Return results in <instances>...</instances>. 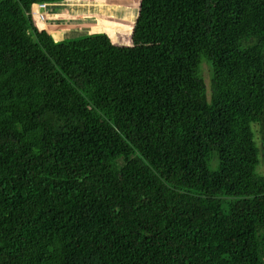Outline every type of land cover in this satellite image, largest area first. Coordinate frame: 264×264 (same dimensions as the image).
Instances as JSON below:
<instances>
[{"label":"trees","instance_id":"trees-1","mask_svg":"<svg viewBox=\"0 0 264 264\" xmlns=\"http://www.w3.org/2000/svg\"><path fill=\"white\" fill-rule=\"evenodd\" d=\"M65 1L0 0V264H264V0H140L85 63Z\"/></svg>","mask_w":264,"mask_h":264},{"label":"crops","instance_id":"crops-1","mask_svg":"<svg viewBox=\"0 0 264 264\" xmlns=\"http://www.w3.org/2000/svg\"><path fill=\"white\" fill-rule=\"evenodd\" d=\"M61 4L63 3L48 7L47 19L36 23L40 29L47 31L52 43L61 47L74 63L78 60L85 63V52L91 49L118 47L121 43H125L122 46L127 47L126 44L130 43L131 30L127 36L119 33L113 37L108 31L99 28V20L96 18L100 15L96 11L54 8Z\"/></svg>","mask_w":264,"mask_h":264},{"label":"rangeland","instance_id":"rangeland-1","mask_svg":"<svg viewBox=\"0 0 264 264\" xmlns=\"http://www.w3.org/2000/svg\"><path fill=\"white\" fill-rule=\"evenodd\" d=\"M140 1L139 0H67L63 2L60 6L54 7L55 9H83V10H94L97 15H100L108 24H127L129 23L132 26L131 34L133 30V26L135 24L136 18L138 16L140 10ZM97 17V16H96ZM96 19H100L97 17ZM102 19H100L101 21ZM118 47H126V46ZM132 44L128 42L127 47H130ZM116 47V46H115ZM201 72L203 77L205 78L208 92H210L211 85V70L210 66L207 62H204L201 66ZM257 126L256 123H252V128L254 129ZM258 171L260 173H264V148L261 145V162L258 167Z\"/></svg>","mask_w":264,"mask_h":264},{"label":"built area","instance_id":"built-area-1","mask_svg":"<svg viewBox=\"0 0 264 264\" xmlns=\"http://www.w3.org/2000/svg\"><path fill=\"white\" fill-rule=\"evenodd\" d=\"M47 8L48 4L46 2H37L33 5L32 15L37 22L47 19Z\"/></svg>","mask_w":264,"mask_h":264}]
</instances>
